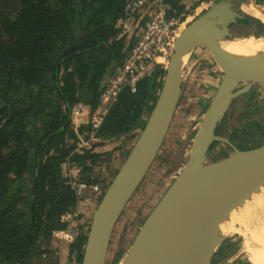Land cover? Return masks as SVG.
<instances>
[{"label":"trees","instance_id":"trees-1","mask_svg":"<svg viewBox=\"0 0 264 264\" xmlns=\"http://www.w3.org/2000/svg\"><path fill=\"white\" fill-rule=\"evenodd\" d=\"M130 2L0 0V264H45L52 232L66 228L62 216L78 200L63 163L104 190L147 122L165 75L159 67L134 92L120 90L96 130L99 142L76 149L78 133L88 137L90 127L76 132L70 121L74 104H99L135 40L123 28L138 16ZM164 2L169 14L184 13L180 0ZM99 166L114 170L108 182ZM78 225L67 243L69 264H81L90 224Z\"/></svg>","mask_w":264,"mask_h":264},{"label":"water","instance_id":"water-1","mask_svg":"<svg viewBox=\"0 0 264 264\" xmlns=\"http://www.w3.org/2000/svg\"><path fill=\"white\" fill-rule=\"evenodd\" d=\"M236 2L245 1H216L188 22L177 37L147 122L92 213L81 264H106L118 220L160 152L186 83L193 73L199 74L192 69L194 65L180 64L186 47H190L187 61L193 59L195 48L208 49L222 78L201 115L188 159L137 229L120 264H201L207 256L205 264L212 263L213 254L227 236L218 230L225 215L264 180V143L241 149L217 129L236 98L254 90V83L264 85V69L253 63L257 54L264 56V50L247 56L239 68L220 47V39H233V24L243 18ZM151 120L152 129L139 157L123 171ZM225 145L231 152L214 159ZM64 170L65 163L63 177Z\"/></svg>","mask_w":264,"mask_h":264},{"label":"rangeland","instance_id":"rangeland-1","mask_svg":"<svg viewBox=\"0 0 264 264\" xmlns=\"http://www.w3.org/2000/svg\"><path fill=\"white\" fill-rule=\"evenodd\" d=\"M126 28L129 29V24ZM241 34H235V37H244ZM131 36L136 35L131 34ZM191 57L193 59L190 61L189 58L183 66L188 63L190 67L191 62L198 59L203 62V68H197L194 65L192 69L199 72L202 70L206 71L199 73L198 76H194L195 73H193V77L189 78L188 82L190 86L185 89L184 96H182V99L178 103L175 118L171 123L160 152L118 220L108 249L106 264H120L137 229L184 166L193 145L198 123H200L201 115H203L202 111L210 103H205L204 100L213 97L222 78V71L208 49H202V54H199L198 51H193ZM209 74L215 79L212 83L209 82V79L205 78ZM254 84H256L254 90L251 89L249 92H245L241 98L237 101L236 98L231 103L224 119L220 121L217 127L219 133L227 135L237 147L242 149L255 147L264 143V85H260L259 83ZM77 104L86 109L90 108L86 103L78 102ZM247 112H249V117L255 118L259 124L255 125L251 130L252 136H245L243 138L237 129H241V122H243L244 114ZM81 125L83 124L78 125L73 123V129L78 130ZM234 128H236L235 130L238 133L231 135ZM227 132L229 133L226 134ZM116 144L115 142L109 145V147L112 148ZM220 148L219 145L217 150ZM231 150V147L225 145L213 157L214 159H218L227 156ZM113 171L108 166L96 168L97 175L100 178H105L107 182L111 179L110 175L113 174ZM78 212L79 214L71 217L74 229L78 228V224L80 223L85 226L90 222L89 213H83L80 209H78ZM226 235L223 245H228L233 241L230 255L239 254L242 248V234L229 233ZM217 250L218 254H221L223 248ZM66 264H69V262Z\"/></svg>","mask_w":264,"mask_h":264},{"label":"built area","instance_id":"built-area-1","mask_svg":"<svg viewBox=\"0 0 264 264\" xmlns=\"http://www.w3.org/2000/svg\"><path fill=\"white\" fill-rule=\"evenodd\" d=\"M209 4L204 3V8ZM129 9L137 11L138 16L134 23L139 26L138 32L140 33H137L138 36L136 34L137 37L129 46L123 61L107 79L100 94L99 104L93 109H86L78 104H74L71 108V123L88 124L90 127L88 137L82 138L78 133L79 140L76 142V149L88 148L92 142L101 140L96 136V130L123 87H128L131 92H134L137 83L145 76L152 75L155 67L166 70L175 41L189 16H185L182 20V15L179 17L169 14L164 0H131ZM127 25L128 23L125 22L123 28ZM75 131L78 132V130ZM78 172L79 169L74 164L65 163L64 177H69V184L75 190L78 200L76 209L62 216V220L67 223L66 230L53 232V235L59 239L71 238L68 235V231L70 232L72 228L71 217L79 214L78 209L83 213L92 212L103 194L98 183H88L78 179Z\"/></svg>","mask_w":264,"mask_h":264},{"label":"bare ground","instance_id":"bare-ground-1","mask_svg":"<svg viewBox=\"0 0 264 264\" xmlns=\"http://www.w3.org/2000/svg\"><path fill=\"white\" fill-rule=\"evenodd\" d=\"M244 10L251 14L260 15L261 19H264V13L259 10L255 11L254 5L247 1L244 3ZM191 19L192 17L188 16L187 20ZM219 44L229 58L235 62L239 68H243V63L247 56L254 52L256 53L257 51L264 50V35H249L239 38L233 35V39L231 40L220 39ZM189 54L190 47H186L182 50L180 57V64L182 67L187 61ZM253 63L264 69V56H259L257 54L253 59ZM151 129L152 120L146 126L144 133H142L123 171L129 170L134 165L136 159L140 155L139 149L147 142ZM93 211L86 212L90 214V218ZM218 230L223 235L229 233L242 234L241 254L246 256L251 264H264V180L257 185L254 190L249 191L246 196L239 198L237 205L225 215L224 222L220 224ZM207 259L208 256L201 264H205Z\"/></svg>","mask_w":264,"mask_h":264},{"label":"crops","instance_id":"crops-1","mask_svg":"<svg viewBox=\"0 0 264 264\" xmlns=\"http://www.w3.org/2000/svg\"><path fill=\"white\" fill-rule=\"evenodd\" d=\"M202 2L210 3V5H211V4H213L214 1L212 2V0H205V1H201L199 3L198 0H180V3L183 5V7L185 9L184 10L185 13L193 14V18L196 15L200 14V12L202 11L203 5H204V3L201 4ZM249 2H250V4L254 5L255 11L259 9L260 11L264 12V5L260 4L258 6V5H256V3H253L252 1H249ZM244 15H245V13H244ZM247 15L248 16H254V15L250 14L249 12H248ZM248 16H247V18H248ZM256 17L259 18V16H256ZM138 30H139V26L136 25L135 23L132 24V25H129L128 32L130 33V35L131 34H135L136 35L137 33L139 34L140 31L138 32ZM138 34H137V36H138ZM235 34H238V33L234 32L233 35H235ZM202 49H206V48L198 47V48H195L194 51H196V52L198 51L199 54H202ZM202 63H203L202 61H199L198 59H196V60H193L191 62V66L196 65L197 68H203L202 67ZM204 71H206V70H202L200 72H204ZM205 78L209 79V82H211V83L215 80L210 74L207 75V77H205ZM189 86H190V83L187 82L186 85H185V89L187 87H189ZM184 92H185V90L182 92L180 99H182V96H184ZM211 98L205 99L204 102L205 103L206 102H210ZM204 111H205V109L202 112L204 113ZM73 230H74V228L71 229V231L75 232V230L74 231ZM67 243H68V241L58 240L57 238L52 237L51 240H50L49 246L46 247V250H47L48 254L42 261H44L45 264H66L68 262V257H67V255H68V247H67ZM217 253L218 252L216 250L215 253L213 254V260H212L213 262L210 263V264H251L248 261V259L244 258V255L243 256H242V254L240 255V253L228 258L227 261H224V259H221L222 256L221 257L220 256L216 257Z\"/></svg>","mask_w":264,"mask_h":264},{"label":"flooded vegetation","instance_id":"flooded-vegetation-1","mask_svg":"<svg viewBox=\"0 0 264 264\" xmlns=\"http://www.w3.org/2000/svg\"><path fill=\"white\" fill-rule=\"evenodd\" d=\"M216 1H218V0H212L213 3H215ZM244 1H247V2L252 1L253 3H256V5H258V6L260 4L264 5V0H243V2ZM244 3L243 4L238 3V2L235 3V6H236L237 10L240 11V12H244L245 15L243 14V18L238 20V22L236 24H233V28H232L233 32L232 33L233 34H234V32L235 33H240V34L242 33L241 36H244V37L245 36H249L248 34L254 35V36L264 35V20L261 19L260 15H257V14H252L254 16H248L247 15L248 12L244 10ZM247 16H248V18H247ZM256 16H259V18L256 17ZM182 20H184V18ZM241 123H242L241 124V126H242L241 129H237V130H239V133H240V135H242L243 138H245V136H252L251 135V130L253 129V127L255 125L259 124L258 121L255 120V118L252 119L251 117H249V112L244 114V120ZM235 129L236 128L233 129L231 135H234L235 133H238V131L235 130ZM223 243H224V241L221 243L222 245L219 246V248H218L220 250H221V248H223V251L221 252V254L217 253L216 257L217 256H220V257L222 256L221 259H224V261H227L228 258L234 256V255H230L231 246L233 245V241L230 242L228 245H223ZM217 252H218V250H217Z\"/></svg>","mask_w":264,"mask_h":264},{"label":"clouds","instance_id":"clouds-1","mask_svg":"<svg viewBox=\"0 0 264 264\" xmlns=\"http://www.w3.org/2000/svg\"><path fill=\"white\" fill-rule=\"evenodd\" d=\"M199 3H200V2H199ZM209 5H210V4H209ZM207 8H209V6H207L206 8H203L202 11L200 12V14H201L203 11H205ZM187 15H189V16L191 17L192 14L185 13V11H184V13L182 14V18L185 19V16H187ZM198 15H199V14H198ZM196 16H197V15H196ZM196 16H195V17H196ZM195 17H194V18H195ZM192 19H193V17H192ZM192 19H191V20H192ZM191 20H187L186 23H185V25H186L188 22H190ZM185 25H184V27H185ZM184 27H183V28H184ZM182 30H183V29H182ZM104 190H105V189H104ZM104 190H103V192H104ZM102 195H103V194H102ZM101 197H102V196H101ZM100 199H101V198H100ZM90 220H91V218H90ZM66 224H67V223H66ZM88 224H89V222H88ZM85 226H86V225H85ZM85 226H84V227H85ZM66 228H67V226H66ZM66 228H65V229H60V230H66ZM71 229H73V227H72ZM71 229H70V232L68 231V235H70L71 238L66 237V238L59 239V238H57V237H55V236L53 235V232H54V231L52 232V236H51V238H52V237H55V238H57L58 240L71 241V240L73 239V233H74V232L71 231ZM74 230L76 231L77 228L74 229ZM74 230H73V231H74ZM55 231H56V230H55ZM50 240H51V239H50ZM49 244H50V241H49ZM48 246H49V245H48ZM48 246H47V247H48ZM45 250H46V248H45ZM46 252H47V250H46ZM46 252L42 254V257L45 258V257L47 256L48 252H47V253H46ZM44 258H43V259H44ZM43 259H42V260H43ZM43 262H44V261H43Z\"/></svg>","mask_w":264,"mask_h":264}]
</instances>
